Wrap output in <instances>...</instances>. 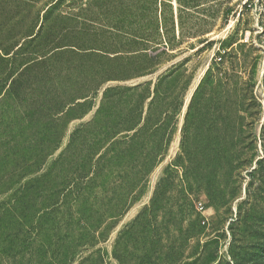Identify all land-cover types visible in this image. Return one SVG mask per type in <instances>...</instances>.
I'll use <instances>...</instances> for the list:
<instances>
[{"label":"rangeland","instance_id":"obj_1","mask_svg":"<svg viewBox=\"0 0 264 264\" xmlns=\"http://www.w3.org/2000/svg\"><path fill=\"white\" fill-rule=\"evenodd\" d=\"M106 1L61 9L79 44L120 48L91 57H118L117 79L71 110L25 103L0 122V264H264V6L123 0L120 28L151 26L145 41L109 32ZM14 10L0 0L3 42Z\"/></svg>","mask_w":264,"mask_h":264},{"label":"trees","instance_id":"obj_2","mask_svg":"<svg viewBox=\"0 0 264 264\" xmlns=\"http://www.w3.org/2000/svg\"><path fill=\"white\" fill-rule=\"evenodd\" d=\"M64 1L56 0L46 4L42 11L36 7L37 0H13L15 10L10 21H12L13 31L14 27L18 29L11 36L15 40L8 42L11 43L8 45L7 42L1 40L2 38L0 39V120L2 119L0 122L2 125L6 123L5 119L8 120L11 115L16 117L18 114L13 113L14 106L21 108L25 103L26 107H31L46 116L62 113L66 108L71 110L81 106L87 101L90 93L96 91L105 82L117 79V72L124 69L122 67L118 70L110 65L112 61L118 62L120 60L118 57L105 61L91 59L99 50L110 53L120 52V48L114 46L115 43L95 44L89 38L79 44L77 42V15L70 8L71 4L68 12L61 9ZM95 5L87 4L86 10H91ZM134 6L123 0L103 2L100 5L101 9L109 12L112 9L114 14L108 16L106 27L113 35L123 33L150 41L152 35L146 30L151 26L145 24L142 28L143 32L140 30L136 32L129 26L126 31L118 24L121 23L118 21L119 16L126 18L127 13L134 16ZM41 12H43L42 15ZM85 26L84 29L89 30ZM152 26L154 29L157 28L156 21ZM88 35L89 32L86 36ZM19 38L22 41L18 40ZM136 60L142 61L143 59L140 56L138 59L137 57L130 59L131 66L127 67L128 70L141 67V63ZM111 89L108 87L107 92ZM27 91L33 94L31 101L26 98ZM79 99L85 100L82 102L78 101ZM15 124L18 125L20 131L22 125ZM13 142L15 149L21 146L25 148L20 140L16 139Z\"/></svg>","mask_w":264,"mask_h":264},{"label":"built area","instance_id":"obj_3","mask_svg":"<svg viewBox=\"0 0 264 264\" xmlns=\"http://www.w3.org/2000/svg\"><path fill=\"white\" fill-rule=\"evenodd\" d=\"M245 3L251 6L252 4L264 6V0H245Z\"/></svg>","mask_w":264,"mask_h":264}]
</instances>
